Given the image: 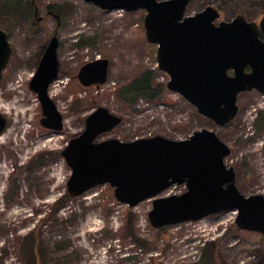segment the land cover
I'll use <instances>...</instances> for the list:
<instances>
[{
    "label": "rangeland",
    "instance_id": "374dc122",
    "mask_svg": "<svg viewBox=\"0 0 264 264\" xmlns=\"http://www.w3.org/2000/svg\"><path fill=\"white\" fill-rule=\"evenodd\" d=\"M6 1L0 0V27L13 56L0 81V112L8 119L0 137V264H30L34 249L40 264H212L203 261L206 252L224 264H264V236L240 230L237 211L156 229L149 220L153 200L130 208L108 184L63 202L72 172L61 155L103 107L122 122L99 141H181L204 129L215 132L231 149L225 164L234 168L240 192L264 196V95L241 94L236 119L217 126L167 90L158 46L146 38L145 10L104 11L84 0ZM208 6L223 7L226 21L247 11L258 22L264 12V0H192L187 14ZM53 37L60 73L49 96L64 117L58 133L42 126L43 110L29 87ZM102 59L110 61L108 82L84 87L80 70ZM147 72L166 88L163 95L127 104L120 89ZM185 191L173 186L161 197Z\"/></svg>",
    "mask_w": 264,
    "mask_h": 264
},
{
    "label": "water",
    "instance_id": "95a60500",
    "mask_svg": "<svg viewBox=\"0 0 264 264\" xmlns=\"http://www.w3.org/2000/svg\"><path fill=\"white\" fill-rule=\"evenodd\" d=\"M84 1L104 11L145 10L146 38L158 46V67L170 78L167 90L217 126L236 119L241 94L264 95V15L258 22L244 14L226 21L215 6L188 15L191 0ZM58 48L59 40L53 37L29 85L43 110L42 126L55 133L64 130V117L49 96L60 73ZM12 56L9 34L0 29V81ZM109 71V60H97L86 64L78 79L84 87L99 88L108 82ZM121 122L99 107L87 117L83 133L71 138L62 151L72 172L68 182L72 198L108 184L115 189L116 200L130 208L153 200L149 220L156 229L237 211L240 230L264 235V196L240 192L234 168L225 164L231 149L215 132L204 129L181 141L163 136L99 141ZM7 128L8 119L0 112V136ZM173 186L186 191L161 197Z\"/></svg>",
    "mask_w": 264,
    "mask_h": 264
},
{
    "label": "trees",
    "instance_id": "16d2710c",
    "mask_svg": "<svg viewBox=\"0 0 264 264\" xmlns=\"http://www.w3.org/2000/svg\"><path fill=\"white\" fill-rule=\"evenodd\" d=\"M3 1H6V0H3ZM218 9H219L221 15L224 16V10L225 9L223 7L222 8L219 7ZM262 10L264 11V6H263ZM239 14H244L246 17H249L247 11H242ZM263 15H264V12L262 14H260L257 19L260 20ZM0 29L6 30L5 28H2V27H0ZM261 38L264 39L263 36H261ZM165 90H166V88L163 85L155 86L154 85V79L152 78L151 73L147 72V73L143 74L142 76L138 77L137 79L131 81L130 83H128L124 87H122L120 89L119 93H120L121 99L124 100L127 104L136 105V103L140 99H146L149 101L159 100L161 98V96L163 95ZM257 124H261V117H259V119L257 120ZM71 198H72V196L70 195V193L68 191L67 194L64 196L62 201L64 202V200H69ZM33 251H34L33 259H32L30 264H40L39 263V256L36 255L35 249ZM202 259L205 263L224 264L222 262V260L217 261L212 256V254L209 252H206L205 256Z\"/></svg>",
    "mask_w": 264,
    "mask_h": 264
},
{
    "label": "bare ground",
    "instance_id": "6f19581e",
    "mask_svg": "<svg viewBox=\"0 0 264 264\" xmlns=\"http://www.w3.org/2000/svg\"><path fill=\"white\" fill-rule=\"evenodd\" d=\"M3 134H4V133H3ZM3 134H2V135H3ZM2 135H1V136H2ZM1 136H0V137H1Z\"/></svg>",
    "mask_w": 264,
    "mask_h": 264
}]
</instances>
